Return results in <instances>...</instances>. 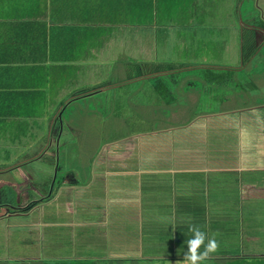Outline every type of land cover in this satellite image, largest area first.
I'll use <instances>...</instances> for the list:
<instances>
[{"label":"crops","instance_id":"1","mask_svg":"<svg viewBox=\"0 0 264 264\" xmlns=\"http://www.w3.org/2000/svg\"><path fill=\"white\" fill-rule=\"evenodd\" d=\"M261 23L264 0H0V192L38 195L0 215V264H180L189 224L219 244L202 264H264ZM178 68L243 76L180 81L179 125L103 152L109 90Z\"/></svg>","mask_w":264,"mask_h":264},{"label":"rangeland","instance_id":"2","mask_svg":"<svg viewBox=\"0 0 264 264\" xmlns=\"http://www.w3.org/2000/svg\"><path fill=\"white\" fill-rule=\"evenodd\" d=\"M246 12V8H244ZM264 24L261 23V26ZM256 51V54L254 52ZM259 49L251 48L250 53L252 57L248 54L247 61L251 64V77L252 73H257L260 67V62L264 64V48H262L259 53ZM259 53V54H258ZM230 62L240 63V58L238 55H230ZM175 75H168L165 77L154 76L153 72H148V70H141L138 76L143 78H148L146 81L150 83H141L140 85H128L126 87L110 89L108 92V111L106 113V122L103 120L102 129H105V144L103 145V152H111L113 148L124 147L125 145H134L138 139L139 134L150 131H160L165 128L175 127L180 124L179 120H172L171 118H164L166 114L161 112L162 108L165 106L175 107L177 104H182V106H188L190 104V95L184 94L191 87L180 86L179 82L189 79V80H203L208 81L212 78H218L219 81H223L230 78H242V72H232V70H226V72H213V70H195V72H183V70H175ZM136 73L133 74H122L121 76H115L116 80H127L135 77ZM129 83V82H128ZM190 85V84H189ZM193 85V84H192ZM201 88L193 87V90L199 91ZM138 90H147L146 94L138 93ZM170 94H169V92ZM197 94V93H196ZM205 102V101H201ZM105 116V115H104ZM62 119V116H61ZM94 120L92 123H95ZM153 136L152 134H149ZM166 134H161L156 139L159 143H167L168 138ZM107 141V143H106ZM33 152L29 151V157L34 156ZM102 152V153H103ZM100 154L98 155V157ZM60 157L63 156V151L60 153ZM105 158V154L102 155ZM29 170L36 171L39 167H28ZM58 186H56L57 188ZM15 194L18 197L11 196L9 191L0 192V215L6 213L8 209L14 211L13 207L24 206L29 200H37L38 195L36 192H32V196L26 199L25 193L22 198L20 192ZM56 194V190H55ZM8 195V197H6ZM10 196V197H9ZM60 197L52 199L49 202L50 206L65 208L67 204V197ZM60 209V208H59ZM62 211V210H60ZM35 216L33 213L30 217H25V222H30ZM61 216V215H60ZM5 221V220H3ZM2 221V222H3ZM7 223L4 222L3 226H0V255H2L4 249H8L9 244L7 239L4 240L5 230L4 226ZM14 242V241H13ZM12 243V240H11ZM18 244V243H17Z\"/></svg>","mask_w":264,"mask_h":264},{"label":"clouds","instance_id":"3","mask_svg":"<svg viewBox=\"0 0 264 264\" xmlns=\"http://www.w3.org/2000/svg\"><path fill=\"white\" fill-rule=\"evenodd\" d=\"M189 231L193 236L186 241L188 250L180 264H202L211 254L219 250L217 240L214 237L209 238L199 225L189 224ZM206 240L207 244H205ZM202 247L204 250L200 251Z\"/></svg>","mask_w":264,"mask_h":264},{"label":"trees","instance_id":"4","mask_svg":"<svg viewBox=\"0 0 264 264\" xmlns=\"http://www.w3.org/2000/svg\"><path fill=\"white\" fill-rule=\"evenodd\" d=\"M36 202H33V203H31V204H29L28 206H27V210H30V209H32L34 206H36ZM21 211H25L24 209H22Z\"/></svg>","mask_w":264,"mask_h":264}]
</instances>
